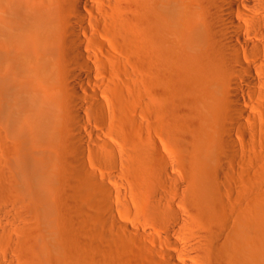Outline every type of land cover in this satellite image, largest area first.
Masks as SVG:
<instances>
[{"label":"bare ground","instance_id":"obj_1","mask_svg":"<svg viewBox=\"0 0 264 264\" xmlns=\"http://www.w3.org/2000/svg\"><path fill=\"white\" fill-rule=\"evenodd\" d=\"M256 130L264 0H0V237L25 215L38 233L0 264H70L62 228L78 242L94 222L123 255L86 229L74 264H135L133 247L136 264H264Z\"/></svg>","mask_w":264,"mask_h":264},{"label":"rangeland","instance_id":"obj_2","mask_svg":"<svg viewBox=\"0 0 264 264\" xmlns=\"http://www.w3.org/2000/svg\"><path fill=\"white\" fill-rule=\"evenodd\" d=\"M127 67V66H126ZM129 67V66H128ZM127 67V68H128ZM133 69V68H132ZM134 75L135 73H134V71L133 72H131V70H130V75ZM132 75H131V77H132ZM134 77V76H133ZM256 116H257V119L260 121L261 120V117L259 116V113L258 114H256ZM263 122V120H261V122H260V124ZM258 133H259V131L258 130H256V136H255V144H254V149H251V151L253 152V154H252V159H249V162H248V165H249V167H250V169L252 170V172H253V175H254V186H253V193L254 194H256V195H258V194H261L260 196H259V198H263L264 199V142L262 141V140H260L259 139V137H258ZM234 165V167H236V170H238V169H240L241 168V165L239 164V163H237V164H233ZM174 172H176L177 174H179V173H182V171H181V168H180V166L179 165H175L174 164ZM182 180H184V178H182ZM134 185V184H133ZM225 188L226 189H228L229 188V186L228 185H225ZM69 196H68V198H67V194H66V196H64L65 198H63L64 200H62L63 202H61V208H63V210H65L66 212H69L68 214H69V216L72 214V212H74V210L75 209H77V208H79L78 210L80 211H78V210H76L75 211V215H76V212L78 211V213H77V215L79 214V213H81L82 214V216L84 217L85 215H84V213H82V212H85L84 211V209L86 210L87 208H88V204L87 203H85L86 204V208H85V205L83 204V200H80V202H79V204L83 207L84 206V209H83V211H81V207L80 206H78L77 207V205H79L78 204V202L75 200V204L77 203V205L75 206L74 205V203H73V201H71V199H72V196H73V194L72 195H70L71 194V192H66ZM262 194H263V196H262ZM255 195V196H256ZM76 196H73V198H75ZM76 199L79 201V198H77L76 197ZM129 199H130V197H129ZM260 199V200H261ZM262 199V200H263ZM67 200V201H66ZM68 200H70V201H68ZM73 200V199H72ZM131 200V199H130ZM261 200V201H262ZM67 202V203H66ZM70 202V203H69ZM85 202V201H84ZM114 202H116L115 200H114ZM263 202H264V200H263ZM73 203V205L76 207H74L73 208V206L71 205ZM117 204H118V202H116ZM2 204V206L4 207V208H7V212H5L6 211V209L4 210V211H2L4 208L3 207H1L0 206V208H2V209H0V229L1 228H3V227H6V226H8L9 224H10V222L9 221H7V219H5V218H7V216H6V214L8 213V209L10 208V206H9V204H7V206H6V202L4 203H1ZM3 204H5V206L3 205ZM65 206H64V205ZM90 207V206H89ZM131 207H132V209L134 208L133 207V205H131ZM71 209V210H70ZM74 209V210H73ZM69 210V211H68ZM91 210L92 211H95L96 209H91L90 208V210L88 209V210H86V212H89V213H92L91 212ZM135 210V209H134ZM134 210H132V214H131V217L133 218V214H137V213H134ZM64 211V212H65ZM137 211V210H136ZM99 212H101L99 215H101V214H104L105 213V211L103 210L102 211V209H101V211H99ZM102 212H104V213H102ZM6 213V214H5ZM88 213V214H89ZM107 213V212H106ZM81 214H79V216H78V219H82L81 218ZM86 215H87V213H85ZM74 214H72L71 216H73ZM117 215V213H115L114 214V216L116 217L115 219H116V221H118L119 223H121V224H124V222H127V218L125 219V218H123L124 216H122V217H120V215H118V216H116ZM135 215H134V218H135ZM138 215V214H137ZM22 217H23V215H21ZM29 215H25V218L23 217V218H19V221L21 222V225L22 226H25V227H27V230L25 229V227H21V225L20 226H14V228H12V232H14L13 233V235H12V232L10 231V234L12 235V237H10L9 235H5L9 240H11V241H9L8 239H7V241H6V239H5V237L4 238H2V237H0V238H2L1 240H0V252L2 251V250H4V248H5V251H6V249L7 248H11V246H13L14 245V241L16 240V238L18 237V235H21L20 233H22L23 234V232H24V235L23 236H21L22 238H24V236H25V238H24V240L20 243V245L21 246H23V248L26 250V251H28V249H30V247L33 245V241L38 237V233H37V230L35 229V228H30L31 226H32V223L33 222H30V221H32V219L30 218V216H29V218H26V217H28ZM70 216V218H73L74 220H75V217H77V216H75V217H71ZM80 217V218H79ZM87 217H90L91 218V216L90 215H87L86 217H84L85 219H86V222L88 221V219H89V223L88 224H90L91 222H90V218H87ZM126 217V216H125ZM84 218H83V222L80 220V224L83 226L85 223H84ZM94 219V218H93ZM6 220V221H5ZM92 220V219H91ZM123 220H124V222H123ZM126 220V221H125ZM134 220V219H133ZM79 221V220H78ZM94 221V220H93ZM93 221H92V223H93ZM70 223L72 222V219H71V221H69ZM97 222V221H96ZM130 221L128 220V223H129ZM76 223H77V225L79 224L78 222H77V219H76ZM86 223V224H87ZM95 223V222H94ZM94 223H93V226H92V224L91 225H89L90 226V228L88 229V227L86 228V229H88L90 232H89V236L91 237V236H93L92 238H94L95 236H97V235H95V232H97V233H100L101 232V229H103L104 227H101V226H99L100 224H97L100 228H97V230L94 228V227H97L96 226V224L94 225ZM135 223H136V221H135ZM73 224H75V221H74V223ZM85 224V225H86ZM76 225V224H75ZM76 225V226H77ZM81 225H79V226H81ZM10 226V225H9ZM87 226V225H86ZM85 226V227H86ZM112 226V225H111ZM111 226H109L110 227V231H111V229H113L114 227H112L111 228ZM113 226H115L116 227V225H113ZM66 227V226H65ZM63 227L62 228V234H63V237L64 236H66L65 238L67 239L66 241H65V245H66V243H67V245H66V247L68 248L66 251V253H64V257H66V262L67 263H70V264H74V263H78V262H81V260H82V262H83V258L81 259V257L79 256V258L81 259H78V256L77 255H79V251L77 250L78 248H80V249H83V250H87V245L85 246V245H83V243L86 241V244H87V241L88 240H86V239H88V236H85V237H87V238H82V233H84V232H86V233H88L87 232V230L85 229V228H83V227H79V229H80V237H79V235H77V233L75 234V235H77L78 236V242L80 243V246L81 247H79V243L77 242V241H74V240H72V239H76L75 237L74 238H72L73 237V235L71 236V234H73V232H71V230H72V228L71 227ZM75 227V226H74ZM78 227V226H77ZM77 227H76V229H77ZM108 227V228H109ZM17 228V230H13V229H16ZM71 230H70V229ZM83 228V229H82ZM91 228H94V230H96V231H94V230H91ZM107 227H105L104 229H103V232H106L107 231V229H108ZM118 228V227H117ZM117 228H114V230H112L111 232H113L114 233V231H115V229H117ZM66 229V230H65ZM79 229H77V230H79ZM99 229V230H98ZM36 230V231H35ZM63 230H65V231H63ZM76 230V231H77ZM86 230V231H85ZM74 231H75V229H74ZM75 231V232H76ZM91 231H94V232H91ZM117 231H118V229H117ZM117 231H115V235H119V233L121 232V230H120V232L119 233H117L116 234V232ZM30 232V233H29ZM108 233H109V231H107ZM69 233V234H68ZM79 233V232H78ZM91 233V234H90ZM85 234V233H84ZM83 234V235H84ZM110 234V233H109ZM113 234V235H114ZM37 235V236H36ZM74 235V236H75ZM85 235H88V234H85ZM106 235H107V233H106ZM112 234H110V236L109 235H107V238H110V237H113L114 238V236H113ZM121 235H122V232H121ZM33 236H34V238H33ZM76 236V237H77ZM109 236V237H108ZM69 237V238H68ZM11 238V239H10ZM70 238H72V239H70ZM99 238H101L100 237V235H99ZM99 238H96L95 237V239H92V241H94L95 243H97L98 242V239ZM3 239H5V240H3ZM68 239H70V240H68ZM84 239H85V241H84ZM91 239V238H90ZM116 239V237L114 238V240ZM99 240H101V239H99ZM107 240V239H106ZM106 240H104L105 242H101V241H103V240H101L100 242H101V244L100 245H97L98 247H99V249H100V247L101 246H107V245H105L106 243H108L109 242V240H111V239H109L108 240V242L106 241ZM113 240V239H112ZM111 240V241H112ZM110 241V242H111ZM116 241V243H118V241H117V239L115 240ZM3 242H4V244H3ZM5 242H7V243H5ZM10 242V243H9ZM12 242V243H11ZM69 243V244H68ZM102 243L104 244V245H102ZM115 243V242H114ZM85 244V243H84ZM97 244H99V242L97 243ZM119 244V243H118ZM10 245V246H9ZM69 245V246H68ZM108 245H109V243H108ZM114 245H117V244H113V243H110V246L112 247V248H110V246H108L109 248H104V249H106V250H111L112 251V253H111V251L109 250V252H110V256H109V253L108 252H105V251H103V252H105L106 254H107V257L109 256V257H111V255H117L119 252V256H120V254H121V251H123L124 250V248H122V246L120 247V244H119V246H114ZM27 246V247H26ZM85 246V247H84ZM96 246V247H97ZM95 246L93 247V248H96ZM116 247V248H115ZM28 248V249H27ZM32 248V247H31ZM86 248V249H85ZM116 250H115V249ZM120 248H122V250L120 251ZM133 248H134V250H133ZM132 248V254H133V256L135 257H137V258H134V260L136 259H138L140 256V254H136V255H134V252H136L137 253V251H135L136 250V248L135 247H133ZM103 249V248H102ZM102 249H100V250H102ZM117 249H119V250H117ZM138 249V248H137ZM9 250H11V249H8L6 252H8ZM78 251V254H76L77 253V251ZM81 251L82 253H84V254H82V255H86V252H84V251ZM96 250V249H95ZM114 250V251H113ZM139 250V249H138ZM97 251H98V249H97ZM10 252V251H9ZM81 252H80V254H81ZM99 252V251H98ZM101 252V251H100ZM113 252H117V253H113ZM139 252H140V250H139ZM138 252V253H139ZM105 254V255H106ZM131 253H130V257L129 256H125V254H124V258H125V260H126V258H127V260H131V255H132ZM118 255H117V257H118ZM121 255H123V252H122V254ZM13 256H15V258L12 260L13 261V263H11V264H31V260H27V259H21L20 257V259H18V258H16V257H18V256H16V255H13ZM30 256H31V254H30ZM114 256H112V257H114ZM132 256V257H133ZM32 257V256H31ZM111 257V258H112ZM121 257V256H120ZM85 258V257H84ZM114 258H116V257H114ZM123 258V257H122ZM30 259V258H29ZM80 260V261H79ZM129 260V261H130ZM136 260H135V264H136ZM132 262H134L133 260H131ZM131 261H130V263H131ZM138 261V260H137ZM140 261V260H139ZM132 264H134V263H132Z\"/></svg>","mask_w":264,"mask_h":264}]
</instances>
